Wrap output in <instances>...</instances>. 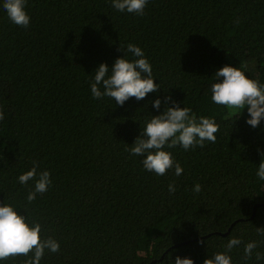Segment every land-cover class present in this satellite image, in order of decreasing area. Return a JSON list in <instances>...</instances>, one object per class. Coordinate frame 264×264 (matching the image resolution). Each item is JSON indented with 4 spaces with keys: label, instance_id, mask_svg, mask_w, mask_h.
Returning <instances> with one entry per match:
<instances>
[{
    "label": "trees",
    "instance_id": "16d2710c",
    "mask_svg": "<svg viewBox=\"0 0 264 264\" xmlns=\"http://www.w3.org/2000/svg\"><path fill=\"white\" fill-rule=\"evenodd\" d=\"M3 2L0 203L15 204L42 225V239L60 243L41 264H174L176 256L204 264L233 237L242 240L229 253L233 264H264L244 259L249 241L264 252L256 232L264 227V180L256 175L264 121L252 128L247 108L217 105L210 90L227 64L247 65L246 75L264 85V0H148L143 16L117 11L112 0H27V28L8 18ZM129 43L151 63L159 92L123 106L94 99V70L126 55L120 45ZM167 96L219 125L215 143L166 149L182 165L180 176L149 172L143 157L125 151ZM34 162L52 184L29 203L33 182L18 177Z\"/></svg>",
    "mask_w": 264,
    "mask_h": 264
},
{
    "label": "clouds",
    "instance_id": "9594fccd",
    "mask_svg": "<svg viewBox=\"0 0 264 264\" xmlns=\"http://www.w3.org/2000/svg\"><path fill=\"white\" fill-rule=\"evenodd\" d=\"M27 0H4L3 8L8 18L17 26L27 28L30 24V15L26 11ZM148 0H112V7L119 12L134 13L143 16ZM126 55L117 58L109 66L101 63L94 70V79L90 90L94 99L109 97L116 105L123 106L129 98L143 100L149 93L159 92L160 86L153 77L152 65L144 55L141 47L129 43L124 48ZM243 67L227 64L213 75L215 82L211 84V100L217 105L227 106L230 110H244L247 108L248 119L246 123L252 128L264 121V85L257 79L246 75ZM222 78V79H221ZM171 96L164 98L165 109L159 115H152L145 122L141 134L135 139L131 147L125 151L132 156H141L145 170L163 176L169 169H174L176 176H180L184 169L175 161L172 153L166 149L175 148L178 144L184 150L203 148L205 142L215 143L219 125L212 117L201 116L197 118L190 115L192 109L180 107L179 102L172 101ZM161 99L153 102V107L159 109ZM239 114V112H237ZM4 120V112L0 107V121ZM261 161L256 175L259 180H264V150H259ZM39 164L34 162L33 167L23 172L18 177L22 185L33 182V188L26 197L29 203L36 200L37 194L48 191L52 184L48 170L38 171ZM175 185H169V192H175ZM193 191L199 193L201 185L195 184ZM42 225L39 222L30 223L25 215L17 210L11 202L0 203V261L10 257H29L23 264H41L45 250L57 253L60 243L52 238H41ZM259 236L264 237V227H256ZM240 238H231L225 246L224 252H216L205 259L204 264H233L229 254L233 248L241 245ZM260 242L252 240L244 245V259L251 260L255 255L257 262H264V252L256 251ZM174 264H194L191 257L176 256Z\"/></svg>",
    "mask_w": 264,
    "mask_h": 264
},
{
    "label": "water",
    "instance_id": "95a60500",
    "mask_svg": "<svg viewBox=\"0 0 264 264\" xmlns=\"http://www.w3.org/2000/svg\"><path fill=\"white\" fill-rule=\"evenodd\" d=\"M254 213V212H253ZM251 217H253V214L251 215ZM229 231V230H228ZM228 231H226V232H223V233H221V232H218L219 234H221V235H225Z\"/></svg>",
    "mask_w": 264,
    "mask_h": 264
}]
</instances>
